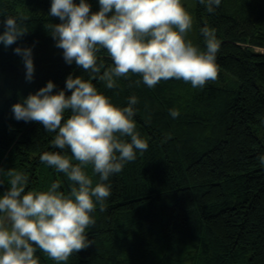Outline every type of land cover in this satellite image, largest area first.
Segmentation results:
<instances>
[{"label": "trees", "instance_id": "obj_1", "mask_svg": "<svg viewBox=\"0 0 264 264\" xmlns=\"http://www.w3.org/2000/svg\"><path fill=\"white\" fill-rule=\"evenodd\" d=\"M86 2L91 12L100 10L99 0ZM51 3L0 0V34L5 17L17 18L27 30L10 47L0 43V168L23 172L26 191H46L59 182V191L67 194L73 182L40 156L60 152L78 163L70 150L53 147L55 133L39 122L17 121L12 112V105L49 80L56 93L69 74L90 79L75 62L65 63L46 30L47 24L60 23L49 15ZM185 10L192 17L186 40L206 50L200 29L207 26L220 42L217 79L200 88L162 80L151 89L136 85L141 77L132 73L115 78L113 89L92 80L121 109L137 97L136 131L149 147L106 182L111 184L106 211L97 206L90 214L95 225L85 230L92 245L61 264H264V165L258 160L264 154V0H221L213 13L194 0ZM18 46L32 48L31 82L14 53ZM100 62L114 66L103 49ZM170 109L179 115L173 118ZM84 170L95 186L99 178L92 165ZM0 181L2 195L8 177ZM33 246L40 264H57Z\"/></svg>", "mask_w": 264, "mask_h": 264}, {"label": "clouds", "instance_id": "obj_2", "mask_svg": "<svg viewBox=\"0 0 264 264\" xmlns=\"http://www.w3.org/2000/svg\"><path fill=\"white\" fill-rule=\"evenodd\" d=\"M199 2L209 13L221 4V0ZM99 5L98 12H91L86 0H52L49 15L60 23L45 28L55 47L63 50L65 63L75 62L90 79L69 74L65 88L56 93V85L49 80L12 105V112L17 121L39 122L46 132L55 133L52 146L67 148L78 163L60 152L40 156L42 163L73 182L67 194L59 191V182L46 191H26L28 177L23 172L0 168V176L8 177L9 185L0 195V264H40L33 245L57 264L90 247L85 230L95 225L90 214L97 206L106 211L105 201L111 195V184L106 182L147 151L149 145L134 122L137 97H129L128 106L121 109L98 92L93 79L107 89L116 88L115 78L127 79L129 73L141 77L136 85L143 82L150 89L162 80H183L200 88L217 79L220 42L207 26L200 29L206 50L186 40L192 17L181 0H99ZM3 26L0 43L5 48L27 33L17 18L5 17ZM102 49L114 66L98 63ZM14 53L22 57L25 79L31 82L35 72L32 48L18 46ZM169 111L173 118L179 115L175 109ZM66 112L70 113L67 118ZM258 160L264 165V154ZM88 165L98 175L95 186L84 170Z\"/></svg>", "mask_w": 264, "mask_h": 264}, {"label": "rangeland", "instance_id": "obj_3", "mask_svg": "<svg viewBox=\"0 0 264 264\" xmlns=\"http://www.w3.org/2000/svg\"><path fill=\"white\" fill-rule=\"evenodd\" d=\"M194 3V0H181V4L184 6V8L192 7Z\"/></svg>", "mask_w": 264, "mask_h": 264}]
</instances>
